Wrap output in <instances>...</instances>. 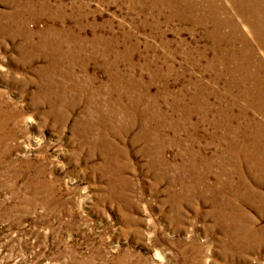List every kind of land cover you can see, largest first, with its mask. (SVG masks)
<instances>
[{"label":"rangeland","instance_id":"1","mask_svg":"<svg viewBox=\"0 0 264 264\" xmlns=\"http://www.w3.org/2000/svg\"><path fill=\"white\" fill-rule=\"evenodd\" d=\"M172 7L0 0V264H264L261 117Z\"/></svg>","mask_w":264,"mask_h":264},{"label":"bare ground","instance_id":"2","mask_svg":"<svg viewBox=\"0 0 264 264\" xmlns=\"http://www.w3.org/2000/svg\"><path fill=\"white\" fill-rule=\"evenodd\" d=\"M168 1L170 8L181 6L180 18L185 22L191 13L202 12L193 22L197 26H210L206 36L212 41L213 59L223 68L222 73L229 76L226 88L236 91L232 106L237 107L243 101L245 108L261 117L259 123L251 118L249 132L236 130L234 137L248 139L243 153L248 154L245 157L251 161V168L264 173V0H226L231 15L227 5L217 4L216 0H201L197 4L194 0ZM241 27L246 31L242 32ZM223 41L227 42L225 50L220 48ZM258 53L263 56L262 60L257 58Z\"/></svg>","mask_w":264,"mask_h":264}]
</instances>
